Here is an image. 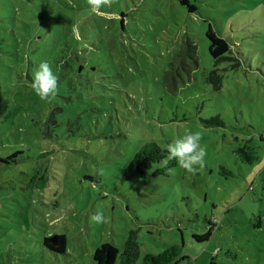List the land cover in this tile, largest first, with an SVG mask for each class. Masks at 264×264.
<instances>
[{
	"label": "rangeland",
	"instance_id": "374dc122",
	"mask_svg": "<svg viewBox=\"0 0 264 264\" xmlns=\"http://www.w3.org/2000/svg\"><path fill=\"white\" fill-rule=\"evenodd\" d=\"M0 0V264H95L104 241L130 231L144 252L179 246L176 264H264V0ZM208 26L234 44L214 89ZM186 35L197 64L176 53ZM76 62L58 94L31 88L42 61ZM57 66V64H56ZM52 64L53 68H57ZM74 68V69H73ZM56 74L58 70H53ZM219 117L222 124L204 119ZM200 131L205 166L165 173L125 169L134 151ZM248 144L249 163L236 150ZM45 151L43 160L34 157ZM103 169L104 174L99 175ZM102 211L106 222L90 217ZM211 226L206 239L197 240ZM64 233V253L43 237Z\"/></svg>",
	"mask_w": 264,
	"mask_h": 264
},
{
	"label": "trees",
	"instance_id": "16d2710c",
	"mask_svg": "<svg viewBox=\"0 0 264 264\" xmlns=\"http://www.w3.org/2000/svg\"><path fill=\"white\" fill-rule=\"evenodd\" d=\"M180 2L187 6L188 11L195 9V5L190 3L188 0H180ZM205 35L208 39V51L214 60V65L212 68L203 73V77L207 82L212 84L214 89H220L224 73L222 72L223 69L218 66L219 63L226 61L227 65H230L232 69H235L239 65V60L238 57L233 54L234 44L228 42L227 39L216 33L211 26L207 27ZM179 48L180 49L177 51L176 57L180 62H182L185 66L187 62L197 64V47L192 35L184 36ZM47 62L51 65V67L52 64L54 66L57 64V68L55 69L52 67V70H58L59 73L57 72L56 75L58 76L60 74L61 78L67 77L69 74L62 72L61 70L71 68L75 62L78 70L83 69L86 64L85 62L79 61L69 63L67 61L62 62L60 60ZM203 122L208 124L223 123L219 117L204 119ZM260 139H264V131L260 134ZM236 150L240 153V157L249 163H252L258 157L254 147L249 146L248 144H244V146L238 147ZM22 152L21 148H15L0 156L8 159V162L4 163H9L17 160L19 157L22 158ZM167 155L168 153L166 147H162L154 141H148L143 143L134 151L125 169L127 171L134 170L139 175L145 176L155 163H159L167 157ZM44 156L45 151L39 152L34 157V160H43L42 158ZM174 163L175 160H171L166 167L161 165L154 168L150 171V173L152 175L165 173L169 166ZM210 229L211 226H209L206 231L201 234H194V237L197 240L206 239L210 235ZM42 242L50 251L54 253H64L67 248V239L64 233H54L44 236ZM138 257L139 246L134 231H130L128 233L120 248L111 242L104 241L97 245L92 253V259L95 264H131L135 262ZM184 257H186V255L179 256V246L171 244L155 253L144 252L137 264H176L178 259Z\"/></svg>",
	"mask_w": 264,
	"mask_h": 264
},
{
	"label": "clouds",
	"instance_id": "9594fccd",
	"mask_svg": "<svg viewBox=\"0 0 264 264\" xmlns=\"http://www.w3.org/2000/svg\"><path fill=\"white\" fill-rule=\"evenodd\" d=\"M112 0H88V4L94 11L100 10L104 5H110ZM58 76L53 72L51 65L47 61H42L34 72L31 88L36 95L43 101H50L58 94ZM203 138L200 131H189L182 137L173 140L167 146V157L162 161L166 167L171 160H175L179 166L187 173L195 175L197 166H205L207 146L201 144ZM174 174V169H168ZM103 169L99 170V175H103ZM91 221L102 224L106 218L102 211H97L90 217Z\"/></svg>",
	"mask_w": 264,
	"mask_h": 264
},
{
	"label": "water",
	"instance_id": "95a60500",
	"mask_svg": "<svg viewBox=\"0 0 264 264\" xmlns=\"http://www.w3.org/2000/svg\"><path fill=\"white\" fill-rule=\"evenodd\" d=\"M0 161H2V162H8V159L0 156Z\"/></svg>",
	"mask_w": 264,
	"mask_h": 264
}]
</instances>
